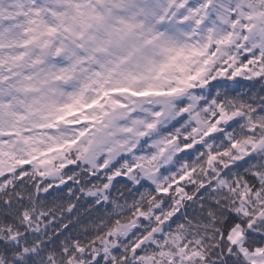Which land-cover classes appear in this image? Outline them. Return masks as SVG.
<instances>
[{
  "label": "snow or ice",
  "instance_id": "snow-or-ice-1",
  "mask_svg": "<svg viewBox=\"0 0 264 264\" xmlns=\"http://www.w3.org/2000/svg\"><path fill=\"white\" fill-rule=\"evenodd\" d=\"M241 81H264V0H0V264H264Z\"/></svg>",
  "mask_w": 264,
  "mask_h": 264
},
{
  "label": "clouds",
  "instance_id": "clouds-1",
  "mask_svg": "<svg viewBox=\"0 0 264 264\" xmlns=\"http://www.w3.org/2000/svg\"><path fill=\"white\" fill-rule=\"evenodd\" d=\"M241 59H243V56H241ZM232 88H233V90H235L237 92H241L242 91L244 93H250L251 95L264 96V81H261L260 83H256L255 81H252V82L241 81V83L238 84V85H235V84L232 85ZM72 158L74 159L75 157L73 156ZM104 159H105V157L103 155H101V156H98L97 159L94 161L95 169H99V170L96 171V175H97V177L100 178L98 181H95L96 183L102 182L103 178H104V175L107 172V169L101 168V165L103 164ZM118 159L119 158L111 160L109 162L108 167L111 168L112 165L117 163ZM72 167L75 168V171L77 173H79L81 178H84L85 173L89 172V170H95V169H92V165H90L89 163H87L85 161H77V164L73 165ZM64 172H67V169L62 170V174ZM87 178L91 179V176L89 175ZM47 179L49 181L56 182L53 177H48ZM121 190L122 189L118 188L116 190V192L113 193V195H117V193L120 192ZM45 203H47V202H45ZM49 206L52 207L56 211L57 223L66 222L63 219L62 212L60 210H58V209H55V204H52V205H49ZM189 211L195 212V211H199V209L193 208V209H190ZM81 213L85 214V210L82 209ZM72 223H75V220L72 221ZM79 226L80 225H77V227H79ZM52 227H54V226H52Z\"/></svg>",
  "mask_w": 264,
  "mask_h": 264
}]
</instances>
